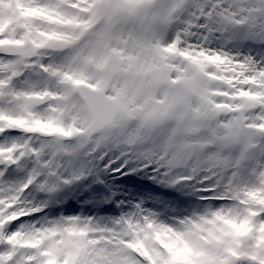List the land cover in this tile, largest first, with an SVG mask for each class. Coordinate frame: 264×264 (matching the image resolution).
Masks as SVG:
<instances>
[{"label":"snow or ice","instance_id":"6c2138e0","mask_svg":"<svg viewBox=\"0 0 264 264\" xmlns=\"http://www.w3.org/2000/svg\"><path fill=\"white\" fill-rule=\"evenodd\" d=\"M0 264H264V0H0Z\"/></svg>","mask_w":264,"mask_h":264}]
</instances>
